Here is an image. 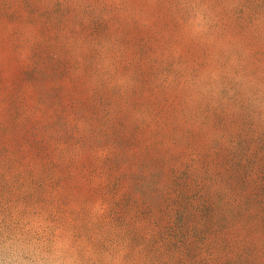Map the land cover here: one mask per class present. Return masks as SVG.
I'll list each match as a JSON object with an SVG mask.
<instances>
[{
	"label": "rangeland",
	"instance_id": "rangeland-1",
	"mask_svg": "<svg viewBox=\"0 0 264 264\" xmlns=\"http://www.w3.org/2000/svg\"><path fill=\"white\" fill-rule=\"evenodd\" d=\"M0 264H264V0H0Z\"/></svg>",
	"mask_w": 264,
	"mask_h": 264
}]
</instances>
